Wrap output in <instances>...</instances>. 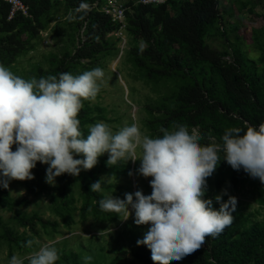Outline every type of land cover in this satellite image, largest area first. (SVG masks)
I'll use <instances>...</instances> for the list:
<instances>
[{
	"label": "trees",
	"instance_id": "16d2710c",
	"mask_svg": "<svg viewBox=\"0 0 264 264\" xmlns=\"http://www.w3.org/2000/svg\"><path fill=\"white\" fill-rule=\"evenodd\" d=\"M21 1L28 7L29 17L17 14L8 20L9 5L0 0V64L5 67H11L19 57L35 49L32 41L55 21L52 11L57 5L63 6L67 16L69 13L73 16L68 22L69 28L64 31L66 45L62 55H51L47 59L48 68L43 64L36 65L22 78L39 79L63 72L78 75L90 69L89 66L99 58L116 52L115 43L120 39L114 33L118 27L100 11L105 0H85L89 8L79 12L76 9L81 0ZM138 1L127 0L125 4L124 33L130 38L125 49L126 61L139 74L144 85L162 86L166 92L152 104L146 103L140 108L147 114L141 123L149 131V136L159 134L162 127L171 129L184 123L189 130L196 129L200 133L199 143L207 145L221 143V137L228 128L264 122V74H259L255 62L243 57L236 46L228 60V52L214 50L205 42L208 35L222 33L219 30L222 20L219 0H179L176 3L165 0L159 5H143ZM53 28L57 29L58 25ZM110 35L115 37V43L110 41ZM261 50L259 64L264 67V46ZM90 100L82 101L83 107L77 116L84 137L88 135L89 125L106 120L105 110L91 107ZM220 156L223 159V153ZM106 162L107 158L102 154L93 168L82 170L78 176L65 173L56 177L52 188L45 182L48 165L39 161L31 170L33 179L11 180L23 184L32 195L50 190L47 193L49 210L56 219H45L35 212H19L16 208L27 205L29 201L26 198L14 200L9 190H1L0 209L12 213L15 225L23 229L21 233L14 231L0 216V237L10 250L13 245L21 251L29 248L25 246L26 241L39 237L41 230L47 235L57 232L60 222L68 227L76 211L73 193L76 189L81 196L78 209L81 220L91 217L100 223L117 221L118 213L102 211L96 203L107 196L112 185L102 181L103 191H89L90 185L99 179V174L114 178L129 175V167L121 160L115 165ZM227 166L221 160L214 172L219 176ZM206 180L205 198L219 194L216 188L219 190L227 185L233 192L242 183L250 181L257 204L264 207V185L243 169L231 168L227 179L220 177L212 181L210 176ZM227 198L223 196L221 202ZM213 208H219L214 199ZM233 216L231 225L215 237H205L204 245L180 261L153 260L144 244H136L131 254L140 264H264V221H254L238 200ZM54 247L60 257L56 264H83L73 251ZM109 264H117V261Z\"/></svg>",
	"mask_w": 264,
	"mask_h": 264
},
{
	"label": "clouds",
	"instance_id": "9594fccd",
	"mask_svg": "<svg viewBox=\"0 0 264 264\" xmlns=\"http://www.w3.org/2000/svg\"><path fill=\"white\" fill-rule=\"evenodd\" d=\"M88 8L81 0L76 11ZM67 19H73L71 13ZM103 77V69L96 67L78 75L63 72L25 79L0 64V187L7 189L11 180L33 179L31 170L38 161L48 165L45 182L54 185L62 174L75 177L93 168L104 153H108L107 164L139 160L136 171L150 177V193L137 190L121 199L112 192L96 203L102 211L123 213L125 220L133 215L134 224L146 225L136 243L147 246L151 259L180 261L204 245L205 237L217 236L233 222L235 196L222 189L205 198L206 178L221 160L264 185V122L228 128L221 143L207 145L199 143L200 133L184 123L162 127L159 134L149 136L136 123L113 132L100 121L89 125L84 137L77 116L82 101L96 97ZM105 176L93 182L89 191H103ZM223 196L228 198L221 202ZM34 243L38 242L28 240L25 246ZM59 258L54 246L44 244L25 256H11L7 264H56Z\"/></svg>",
	"mask_w": 264,
	"mask_h": 264
},
{
	"label": "rangeland",
	"instance_id": "374dc122",
	"mask_svg": "<svg viewBox=\"0 0 264 264\" xmlns=\"http://www.w3.org/2000/svg\"><path fill=\"white\" fill-rule=\"evenodd\" d=\"M119 1L124 5L127 2V0ZM172 1L176 3L179 0ZM219 9L222 16L219 30L224 35L222 36V33L208 35L205 39L206 44L219 52H228L226 57L228 60L231 59L232 49L236 46L243 57L255 62L257 72L264 74V67L259 64V58L262 55L261 47L264 46V0H219ZM52 12L55 21L50 23L48 30L40 33L38 39L32 41L35 44V49L19 57L11 67H7L14 74L25 77L29 71L33 70L34 66L39 64L48 68L47 59L51 55H62L66 45L64 31L69 28V19H67V12L61 4L57 5ZM55 24L58 25L57 29L53 28ZM80 37L83 38L82 31H80ZM122 37L129 41V46L130 38L126 37L125 33L122 34ZM109 39L112 43L116 42L113 35H110ZM138 45L142 46L141 43ZM117 47L124 48L123 45H120V40L115 43L116 52L99 58L94 65L89 66L90 69L100 67L104 71V77L98 81L100 90L97 96L90 100V106H97L105 110L106 120L103 122L107 123L113 132L124 125L136 123L143 134L149 135V131L143 128L141 123V119L147 118V114L140 108L146 103L152 104L166 92L162 86L154 88L151 85H144L139 74L126 61V48L120 53L119 50L117 51ZM100 121L102 120L97 122ZM12 150H15V145L12 146ZM104 155L108 159V153H104ZM137 157H139V149H137ZM121 161L129 167V173L132 174H124L119 178L99 174V178L106 175L103 182L112 185L106 195L113 192V196L123 199L125 193H134L137 190H142L143 194H149L148 181L150 177L145 178L136 171L140 161ZM230 172L231 166L228 165L221 175L218 176L214 172L211 180L214 181L220 177L227 179ZM49 186L52 188L54 185ZM3 189L5 188L0 187V191ZM222 189H226L230 195L235 196L244 210L252 215L254 221H264V207L257 204L256 196L253 194L254 187L250 181L242 183L233 192L229 191L227 185L219 190L216 188L219 192ZM7 190L14 200L26 198L29 201L27 205L16 208L19 212L25 214L35 212L45 219H56L49 210L50 201L47 193L50 190L47 193L32 195L28 193L23 184L13 181L9 182ZM73 193L76 211L73 213L68 227L60 222L57 232L51 235H47L41 230L40 236L33 239L38 243H34L31 248H25L22 251L14 245L10 250L6 241L0 237V264H7L13 255L25 256L44 244L56 245L59 249L65 248L73 251L83 264H109L113 260H116L117 264H140L132 256L131 251L146 225L134 224L133 215L125 220L123 213H118L119 217L115 222H95L91 217L81 220L78 212L81 206L80 191L76 189ZM0 216L4 222L14 228V231L23 232V229L18 228L12 220L14 216L12 213L0 209ZM88 257L91 259L88 260Z\"/></svg>",
	"mask_w": 264,
	"mask_h": 264
},
{
	"label": "built area",
	"instance_id": "2783aa9c",
	"mask_svg": "<svg viewBox=\"0 0 264 264\" xmlns=\"http://www.w3.org/2000/svg\"><path fill=\"white\" fill-rule=\"evenodd\" d=\"M9 5L8 20L17 14H21L24 17H29L28 7L21 0H4ZM165 0H139L138 3L143 5H159L164 3ZM100 11L106 15L118 29L115 31L114 36L120 39V45L124 48H119L120 53L126 48L127 41L122 37L124 34L126 19L125 11L126 7L120 3L119 0H105L101 5Z\"/></svg>",
	"mask_w": 264,
	"mask_h": 264
}]
</instances>
